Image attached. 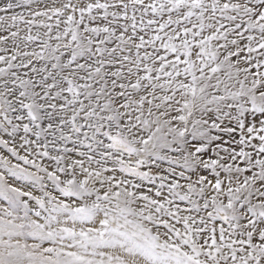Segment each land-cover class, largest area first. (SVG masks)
<instances>
[{
    "label": "snow or ice",
    "instance_id": "6c2138e0",
    "mask_svg": "<svg viewBox=\"0 0 264 264\" xmlns=\"http://www.w3.org/2000/svg\"><path fill=\"white\" fill-rule=\"evenodd\" d=\"M0 264H264V0H0Z\"/></svg>",
    "mask_w": 264,
    "mask_h": 264
}]
</instances>
